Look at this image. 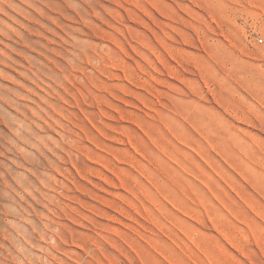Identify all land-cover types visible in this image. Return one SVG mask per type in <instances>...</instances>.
Here are the masks:
<instances>
[{"label": "rangeland", "instance_id": "rangeland-1", "mask_svg": "<svg viewBox=\"0 0 264 264\" xmlns=\"http://www.w3.org/2000/svg\"><path fill=\"white\" fill-rule=\"evenodd\" d=\"M0 4V264H264V0Z\"/></svg>", "mask_w": 264, "mask_h": 264}, {"label": "bare ground", "instance_id": "bare-ground-1", "mask_svg": "<svg viewBox=\"0 0 264 264\" xmlns=\"http://www.w3.org/2000/svg\"><path fill=\"white\" fill-rule=\"evenodd\" d=\"M6 1H8V0H6ZM3 3H4V2H3ZM0 5H2V4H0ZM79 14H80V13H79ZM75 41L77 42V40H75ZM75 41H74V42H75ZM72 44H74L73 41H72ZM75 45H76V44H75ZM74 60H76V59H74ZM74 60H73V61H74ZM70 62H72V60H71ZM72 63H73V62H72ZM29 65H30V64H29ZM85 68H87V67H85ZM27 70H28V69H27ZM35 76H36V75H35ZM78 77H79V76H78ZM78 77H77V78H78ZM42 83H43V82H42ZM26 90H27V89H26ZM0 96H1V95H0ZM7 97H8V96H7ZM7 100H8V99H7ZM11 100H12V99H11ZM12 101H13V100H12ZM5 103H6V102H5ZM45 104H46V103H45ZM38 109H39V108H38ZM63 111H64V110H63ZM46 114H48V113H46ZM32 115H33V114H32ZM44 115H45V114H44ZM33 116H34V115H33ZM59 116H60V115H59ZM22 117H23V115H22ZM26 118H27V117H26ZM27 119H28V118H27ZM22 121H23V120H22ZM29 121H30V119H29ZM41 122H42V121H41ZM24 123H25V122H24ZM32 123H33V122H32ZM34 124H35V123H34ZM34 124H33V125H34ZM29 125H30V124H29ZM29 125H28V126H29ZM45 125H46V124H45ZM17 126H18V125H17ZM19 128H20V127H19ZM21 128H22V127H21ZM38 128H40V127L38 126ZM14 134H15V133H14ZM15 135H16V134H15ZM29 135H30V134H29ZM16 136H17V135H16ZM16 136H15V137H16ZM15 137H14V138H15ZM17 139H18V138H17ZM17 139H16V141H17ZM26 139H27V138H26ZM18 143H19V141H18ZM13 144H14V143H13ZM16 144H17V143H16ZM12 148H13V147H12ZM18 148H19V147H18ZM13 149H14V148H13ZM20 150L22 151V148H20ZM5 151H6V150H5ZM7 171H8V170L6 169V172H7ZM6 174H7V173H6ZM7 175H9V174H7ZM260 175H261V174H260ZM262 175H263V174H262ZM2 177H3V176H2ZM1 180H2V179H1ZM246 184H247V183H246ZM262 190H263V189H262ZM170 261H171V260H169V262H170ZM174 261H176V260H174ZM169 262H168V263H169ZM172 263H173V261L171 262V264H172ZM174 264H175V263H174Z\"/></svg>", "mask_w": 264, "mask_h": 264}]
</instances>
